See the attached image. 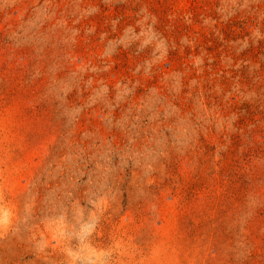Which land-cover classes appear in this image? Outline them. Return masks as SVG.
<instances>
[{"label": "rangeland", "instance_id": "1", "mask_svg": "<svg viewBox=\"0 0 264 264\" xmlns=\"http://www.w3.org/2000/svg\"><path fill=\"white\" fill-rule=\"evenodd\" d=\"M0 264H264V0H0Z\"/></svg>", "mask_w": 264, "mask_h": 264}]
</instances>
